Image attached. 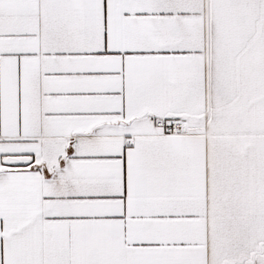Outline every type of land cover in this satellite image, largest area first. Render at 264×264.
Wrapping results in <instances>:
<instances>
[{
	"label": "snow or ice",
	"instance_id": "6c2138e0",
	"mask_svg": "<svg viewBox=\"0 0 264 264\" xmlns=\"http://www.w3.org/2000/svg\"><path fill=\"white\" fill-rule=\"evenodd\" d=\"M0 264H264V0H0Z\"/></svg>",
	"mask_w": 264,
	"mask_h": 264
}]
</instances>
